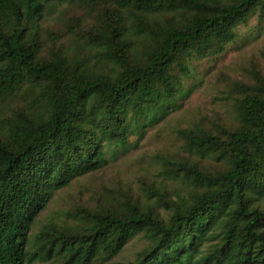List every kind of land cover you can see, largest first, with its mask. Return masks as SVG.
Returning a JSON list of instances; mask_svg holds the SVG:
<instances>
[{"label":"trees","instance_id":"16d2710c","mask_svg":"<svg viewBox=\"0 0 264 264\" xmlns=\"http://www.w3.org/2000/svg\"><path fill=\"white\" fill-rule=\"evenodd\" d=\"M57 6L60 28L44 26ZM253 15L264 0H0V264H108L137 234L127 264H264V68L227 81L225 121L177 130L184 153L158 157L171 189L70 202L32 233L56 190L175 108L192 60Z\"/></svg>","mask_w":264,"mask_h":264},{"label":"rangeland","instance_id":"374dc122","mask_svg":"<svg viewBox=\"0 0 264 264\" xmlns=\"http://www.w3.org/2000/svg\"><path fill=\"white\" fill-rule=\"evenodd\" d=\"M56 8L51 16L42 20L44 26L60 28V22L56 21L60 7ZM72 14L73 11H69L68 15ZM237 32L236 40L223 53L192 60L189 75L183 80L187 93L178 99L175 108L149 124L144 121L129 134L124 146L110 145L105 166L78 176L68 186L56 190L52 200L38 215L32 233L48 220H62L70 202L98 200L110 190H129L133 196L146 201V185L160 187L165 184L167 189L176 185V181L160 173L158 157L184 153L177 130L196 122L210 123L218 118L225 121L229 114L225 93L227 81L230 78L244 79L253 68H264V22L253 15L238 25ZM160 211L164 212L162 208ZM145 244L142 235L133 236L108 264H127Z\"/></svg>","mask_w":264,"mask_h":264}]
</instances>
